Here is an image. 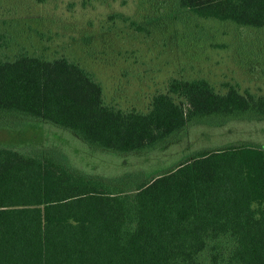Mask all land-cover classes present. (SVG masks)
<instances>
[{"label":"trees","instance_id":"1","mask_svg":"<svg viewBox=\"0 0 264 264\" xmlns=\"http://www.w3.org/2000/svg\"><path fill=\"white\" fill-rule=\"evenodd\" d=\"M195 16L264 29V0H178ZM6 45L0 34V49ZM205 78L169 80L148 112L108 105L67 57H0V129H63L127 156L187 129L263 121L264 94ZM0 264H264V146L228 144L118 177L80 170L56 147L0 143Z\"/></svg>","mask_w":264,"mask_h":264},{"label":"rangeland","instance_id":"2","mask_svg":"<svg viewBox=\"0 0 264 264\" xmlns=\"http://www.w3.org/2000/svg\"><path fill=\"white\" fill-rule=\"evenodd\" d=\"M0 34V57H67L94 74L108 105L123 110L148 112L172 78L264 94V29L197 17L178 0H0ZM0 143L53 146L76 168L113 178L167 169L228 144L264 146V120L194 126L162 149L127 156L94 151L63 129L32 121L0 129Z\"/></svg>","mask_w":264,"mask_h":264}]
</instances>
